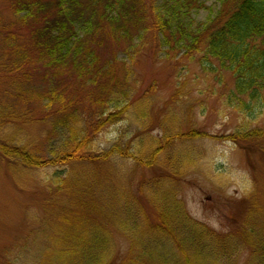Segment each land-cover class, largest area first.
<instances>
[{"label":"rangeland","instance_id":"374dc122","mask_svg":"<svg viewBox=\"0 0 264 264\" xmlns=\"http://www.w3.org/2000/svg\"><path fill=\"white\" fill-rule=\"evenodd\" d=\"M202 1L210 10L220 7V0ZM12 4V0H0V143H10L14 138L13 148L29 144L32 155L44 165H17L10 162L12 156L0 153V264H34L39 259L45 239L39 234L44 228L43 221L45 224L57 206L76 211V218L87 228L103 225V219L107 218L113 224L107 226L111 230L112 245L120 259L123 258L132 245V235L114 225L116 208L124 201L115 194L113 175L121 178L124 197L137 199L142 184L167 178L174 170L171 161L169 165H161L168 157H173V164L179 157L187 160V169L175 168L180 174L171 183L189 217L217 236H229L245 222L249 200L254 195L264 216V140L239 143L232 139L237 133L264 130V106L256 107L249 114L227 108L223 99L226 96L219 98L223 90L234 87L231 73L218 65L204 68L201 55L191 54L174 43L172 48L153 31L143 46L130 53H117L119 43L114 40L101 48V60L109 65V73L95 82L85 83L83 78L70 72L57 80L38 62L40 72L33 71L30 81L16 80L7 75L6 69L13 60L18 61L12 56L13 51L7 50L16 40H9L14 38L8 36L19 22ZM161 4L162 0H158L155 8ZM209 12L203 9L195 12L193 18L204 22ZM23 31L22 37H28L29 26ZM50 93L59 94L63 101L70 103L68 111L80 114L86 122L92 120L94 112H100L94 101L107 93L132 102L131 106L119 109L116 124H103L93 136L96 152H107L119 145L131 156L139 153L146 158L154 148L156 152L163 146L165 151L150 167L138 166L134 157L115 156L114 167L120 176L109 170L102 178H88L89 196L86 197L91 196V200L101 204L107 199L109 208H89L71 198L79 196L77 188L84 184L81 178L72 177L66 186L61 185V179L69 176V168H60L52 161L66 150L70 130L53 126L65 113L58 110L59 102L52 104L43 98ZM138 100L147 101L149 119L141 115V105L135 107ZM191 130L200 137L175 146H171L172 139L165 142L166 135H187ZM10 136L12 139L8 140ZM57 172L62 174L61 182L54 180ZM60 188L59 203H56L53 199ZM97 201L94 204L98 206ZM146 212L156 223V211L146 207ZM131 222L140 226L135 219ZM49 235L53 238L52 229ZM249 255L242 248L232 261L246 264Z\"/></svg>","mask_w":264,"mask_h":264},{"label":"trees","instance_id":"16d2710c","mask_svg":"<svg viewBox=\"0 0 264 264\" xmlns=\"http://www.w3.org/2000/svg\"><path fill=\"white\" fill-rule=\"evenodd\" d=\"M157 2L12 0V10L19 22L8 36L14 38L9 40H16L7 50H12V56H16L18 61L13 60L6 67L7 75L16 80L30 81L33 71L40 72V66L36 65L38 62L57 80L70 72L75 77L83 78L85 83L95 82L109 73V65L101 60V48L115 41L119 43L117 53H130L143 46L149 33L154 31L166 45L174 48V43L191 54L201 55L200 63L204 68L218 65L232 74L233 89L223 90L219 98L226 96L223 99L227 108L239 114H249L256 107L264 106V0H220L217 10L208 9L202 0H162V4L155 8ZM203 9L209 10V15L204 22H197L193 18L194 13ZM28 26V37H22L23 28ZM32 52L35 56H32ZM43 98H48L52 104L59 102L58 110L65 113L53 123L55 129L64 127L70 130L66 150L57 154L52 161L60 168H69L70 178L61 179L62 174L57 172L54 180H63L61 185L66 186L65 183L71 181L72 177L81 178L84 184L77 188L79 196L71 198L83 202V206L109 208L107 199L101 204L96 199L91 200V196L86 197L89 196L88 178H102L109 170L117 172L113 162L115 156L120 159L134 157L138 166L150 167L165 151L163 146L156 152L154 148L145 158L139 153L131 156L119 145L107 152L94 150L93 136L103 124L111 125L119 121V109L132 105L128 99L107 93L94 101V105L100 107V112H94L92 120L86 122L80 114L68 111L70 103L63 101L59 94H44ZM79 99L82 100V97L79 96ZM146 104V100H138L135 104V107L141 105V115L145 120L149 119ZM199 137L198 132L191 130L187 135H166L164 139L165 142L172 139L171 146H175L184 140ZM11 139L12 136L8 138ZM232 139L239 143L257 142L264 140V130L237 133ZM12 142L0 143V153L12 156L10 162L25 167L44 165L32 155L29 144L13 148ZM172 160L173 157H168L161 163L164 166L171 161L174 166L171 174L167 178L160 177L142 184L137 199L124 197L122 180L113 175L115 194L124 201L116 208L117 216L113 215L114 225L132 235V245L123 258L120 259L112 245L111 230L107 226L113 224L107 218L102 221L105 227L96 224L87 228L76 218V211L57 206L56 212L45 219V224L43 221L44 228L39 234L45 239L42 248H39V259L33 263L235 264L233 256L245 248L250 254L246 264H264V216L259 211L255 195L249 200L245 222L229 236H217L192 220L178 199L171 180L180 174L175 172V168L187 169L188 162L182 157L174 164ZM61 190L58 193L55 190L57 195L53 200L56 203H59ZM95 201L98 206L94 204ZM146 207L156 211V223L147 214ZM131 219L139 222L140 226L132 223ZM49 226L53 238L49 235Z\"/></svg>","mask_w":264,"mask_h":264}]
</instances>
